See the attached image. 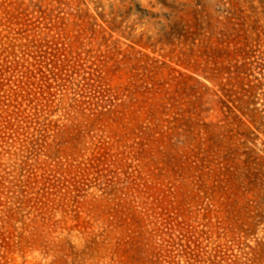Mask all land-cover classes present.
Masks as SVG:
<instances>
[{"label":"rangeland","instance_id":"rangeland-1","mask_svg":"<svg viewBox=\"0 0 264 264\" xmlns=\"http://www.w3.org/2000/svg\"><path fill=\"white\" fill-rule=\"evenodd\" d=\"M0 264H264V0H0Z\"/></svg>","mask_w":264,"mask_h":264}]
</instances>
